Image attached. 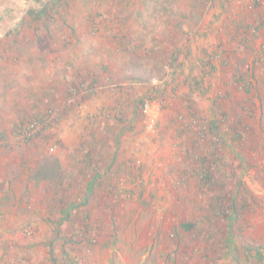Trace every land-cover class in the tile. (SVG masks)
<instances>
[{"label":"rangeland","instance_id":"rangeland-1","mask_svg":"<svg viewBox=\"0 0 264 264\" xmlns=\"http://www.w3.org/2000/svg\"><path fill=\"white\" fill-rule=\"evenodd\" d=\"M61 1L0 0V264H52L63 196L80 264H264V10Z\"/></svg>","mask_w":264,"mask_h":264},{"label":"trees","instance_id":"trees-1","mask_svg":"<svg viewBox=\"0 0 264 264\" xmlns=\"http://www.w3.org/2000/svg\"><path fill=\"white\" fill-rule=\"evenodd\" d=\"M61 3H62L61 0H37L38 5L34 6L33 8H30L27 15L31 16L32 19L37 20V21H40V20L43 21V19H45V23H46V20H49L51 18V12L54 11V7H59L61 5ZM177 58L178 57L176 55V58L173 57V60H175ZM260 59H262V58L260 57ZM210 67L214 68L213 65H210ZM201 81H202V79L196 80V85L198 84L197 88H200ZM94 85H95V83H90L88 85L80 86L79 89H81L85 86V88H88V90H92ZM200 94H203V93L201 92ZM219 120L220 119H218L217 122H213V127L215 129H218V127H219L218 126V124L220 122ZM95 177H94V180L92 182H89V184H88V192H93L94 188L101 183V181H98V183L95 184V180H96ZM58 184L61 185V182ZM65 197L66 196H63L62 198H58V199H56V197H55V209H54V207H52V209H51L53 212H55L56 210H59V211L56 213L55 219L52 218L51 222H50L56 226V233H55L54 237H52L46 243V248H48L47 253H49V257L52 261V264H59L58 262H60V258H61V256L59 255V250L61 248H64V251L66 252V254L64 252V256L62 258H63V260H65V262L64 261L63 262L65 264H80L79 258L78 259L74 258L76 260L75 261L72 258L70 252H68L66 250V249H68V246H70L71 248H73L75 250L76 249V240H78V243H79V241H82V242L84 241V239L72 238L73 235H70V233L68 232V228H70L71 226H72V228L76 229L79 225L80 215H78V212L76 211L78 204H76V203L73 204V202H72L68 207L67 206L63 207V205L66 201L69 202V198L65 199ZM87 197L90 198V196H87ZM86 200L84 201V203L86 202ZM59 208H61V209H59ZM77 230L81 231L82 229L78 228ZM77 230H76V233H78ZM84 231L87 233V231H89V228L85 227ZM69 235H70V237H69ZM60 241L62 242V244ZM65 247H67V248H65ZM257 252H259L260 254H264V251H260V248L257 249ZM19 261H21V260H19ZM83 264H85V261L83 262Z\"/></svg>","mask_w":264,"mask_h":264},{"label":"built area","instance_id":"built-area-1","mask_svg":"<svg viewBox=\"0 0 264 264\" xmlns=\"http://www.w3.org/2000/svg\"><path fill=\"white\" fill-rule=\"evenodd\" d=\"M255 4L264 10V0H254ZM145 112L149 111V106L147 104H145V108H144ZM32 127H34V125L32 124ZM32 137L31 134L28 135V138Z\"/></svg>","mask_w":264,"mask_h":264}]
</instances>
